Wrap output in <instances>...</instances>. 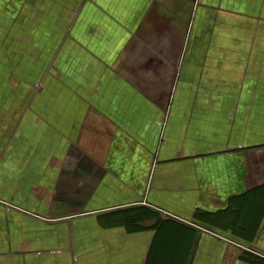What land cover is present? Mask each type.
<instances>
[{
    "label": "crops",
    "instance_id": "0c3cea01",
    "mask_svg": "<svg viewBox=\"0 0 264 264\" xmlns=\"http://www.w3.org/2000/svg\"><path fill=\"white\" fill-rule=\"evenodd\" d=\"M0 264H264V0H0Z\"/></svg>",
    "mask_w": 264,
    "mask_h": 264
}]
</instances>
